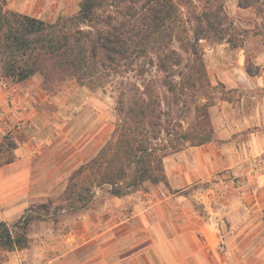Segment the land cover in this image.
<instances>
[{"label":"rangeland","instance_id":"obj_1","mask_svg":"<svg viewBox=\"0 0 264 264\" xmlns=\"http://www.w3.org/2000/svg\"><path fill=\"white\" fill-rule=\"evenodd\" d=\"M4 1L8 10L49 22L59 16H72L80 2ZM207 2L222 3L239 31L235 35L243 41L242 48L237 49H231L225 40L213 38L199 43L211 85L222 84L229 100H220L219 89L214 91L215 104L208 108L212 127L216 115L219 117L222 109L229 107L237 118L255 113V123L262 122L264 88L248 83L229 87L219 79L229 70L237 78L248 61L256 64L258 57L264 61V38L258 31L262 22L253 9L238 8V0H193L198 8ZM81 28L88 29L86 25ZM243 30L248 32L241 33ZM137 74L138 70L130 68L126 73L109 75L104 87H88L69 80L51 91L42 87L37 75L22 84L0 82V144L3 136L9 135L16 143L13 161L20 158L18 148L32 156L23 167L30 170L27 193L11 204H0V222L12 224L24 214L32 218L27 228L28 248L14 255V262L264 264V140L257 153L243 151L252 128L233 136L235 148H242L236 149L237 164L224 167L212 163L210 174L185 189H177L178 182L172 188L168 180L167 186L146 182L134 193L117 198L108 186H103L92 189L86 208L68 207L69 200L63 194L69 177L95 157L111 137L119 124V94L136 93L140 83ZM166 96L169 105L164 102L163 109L171 122L181 119L182 129L193 120L194 106L204 102L199 97L184 96L175 105L169 102L170 94ZM213 142L215 132L207 144ZM15 204V211L5 213L13 210L9 208ZM98 209L104 210L94 213ZM211 222V229L202 230L204 224Z\"/></svg>","mask_w":264,"mask_h":264},{"label":"trees","instance_id":"obj_2","mask_svg":"<svg viewBox=\"0 0 264 264\" xmlns=\"http://www.w3.org/2000/svg\"><path fill=\"white\" fill-rule=\"evenodd\" d=\"M237 4L254 10L264 38V0ZM236 31L221 2L198 8L193 0H80L75 14L49 22L8 10L0 0V82L22 84L37 75L46 91L69 80L104 87L109 75L138 70L136 93L119 94V124L111 137L69 177L63 194L69 208H86L93 188L108 186L112 196L121 197L146 182L167 186L163 159L183 150V143L197 147L213 140L208 108L215 104L214 91L229 100L222 84L211 85L199 43L213 38L242 48ZM244 72L255 78L262 69L248 61ZM167 93L175 105L184 96L204 100L194 106L185 129L163 109ZM15 149V141L3 136L0 158H6L0 167L13 162ZM31 220L24 214L12 224L0 222V264L9 253L28 248Z\"/></svg>","mask_w":264,"mask_h":264},{"label":"crops","instance_id":"obj_3","mask_svg":"<svg viewBox=\"0 0 264 264\" xmlns=\"http://www.w3.org/2000/svg\"><path fill=\"white\" fill-rule=\"evenodd\" d=\"M256 61L258 62H256V65L260 66L262 69V73L259 77L249 78L242 69L241 74L236 78L229 70L224 73V76L219 78L220 81L229 87H237L238 85L246 86V83H248L249 85L253 84L257 87L264 88L263 57L256 58ZM255 120V113L254 115H242L240 118H237L234 116L231 107H229V109L223 108L219 117L216 115L213 120L216 142L185 148L163 159L162 166H164V173L171 187L174 188L173 183L178 182L180 183V187H177V189H185L191 182L198 181L200 177L202 178L204 175L210 174L213 164L221 163L224 167H231L237 164V162H239V155L236 149L242 151V148L239 147V145L238 148H235L233 136L248 128H252L253 131L249 134V138L246 142L248 146H244L243 151L245 153H257L258 149L262 147L261 143H263L264 140L262 132L264 131V119L262 118V122L260 121L258 123H255L257 122ZM254 128L258 129L254 130ZM214 144H216V147L213 146ZM213 148H215V150L211 151ZM233 149H235L236 152H234ZM22 151V149L18 148L17 154L20 155V158L17 157L15 161L0 167V204L2 205L11 204L20 197H23L25 195L24 193H27L29 185L28 174L30 170L25 171L23 167L28 164L27 162L32 156L30 157L27 153L24 154ZM214 155L217 157L216 160H213L215 158ZM225 206L223 208H226ZM16 208L15 204L9 208L13 210H6L5 213L8 214L10 211H15ZM100 210L101 209L95 210L94 213L98 214L101 211L103 212L104 209ZM216 214L221 216L222 213L220 210H217ZM223 215L226 222V210ZM211 223L204 224L202 230L206 232V230L211 229V225H214L213 222ZM22 252L23 250L9 253L8 260L3 264H17V262H14L13 256Z\"/></svg>","mask_w":264,"mask_h":264}]
</instances>
